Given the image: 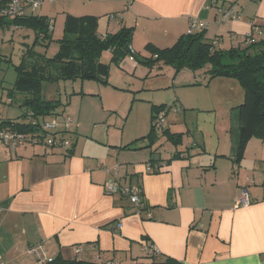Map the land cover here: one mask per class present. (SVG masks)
<instances>
[{"label":"crops","instance_id":"0c3cea01","mask_svg":"<svg viewBox=\"0 0 264 264\" xmlns=\"http://www.w3.org/2000/svg\"><path fill=\"white\" fill-rule=\"evenodd\" d=\"M223 1L218 0L219 5L236 6L241 18L224 20L213 0L51 3L55 12L60 9L66 17H97L101 35L133 27V48L150 57L148 44L171 46L188 32L194 18L205 20L207 35L224 47L240 44L253 24L264 25V0ZM113 13L122 17L110 19ZM121 66L143 84L137 97L151 103L150 107L173 102L168 115L174 119L167 121L168 128L183 132L182 143L176 146L165 137L149 142L141 138L148 134L145 131L124 142L111 138L110 128L107 139H102L95 132L97 125L86 138L82 136L89 128L83 131V125L75 130L71 125L55 129L69 149L26 142L12 151L0 142V264H39L38 257L28 253L31 247H38L43 258L62 254L135 264L147 260V243L182 264H264V141L252 137L244 157L237 161L241 136L237 106L244 98L242 89L226 78L192 85L200 73L190 70L175 72L174 79L163 86L155 79L173 68L170 65L141 66L128 57ZM180 73H184L182 84H177L175 77ZM221 85L230 88L219 90ZM161 88L172 91L168 98L154 96ZM190 89L200 90L187 94L185 90ZM194 110L212 112L206 114L210 123L189 118L186 111ZM74 131L80 134L76 139L66 137V132ZM208 136L214 137L212 145ZM137 139L139 149L124 148ZM168 142L173 150L164 155L161 149ZM176 151L182 157L169 161ZM148 166L156 172L150 173ZM110 178L139 187L142 206L126 195L108 194ZM243 188L249 192V204L237 207Z\"/></svg>","mask_w":264,"mask_h":264},{"label":"trees","instance_id":"16d2710c","mask_svg":"<svg viewBox=\"0 0 264 264\" xmlns=\"http://www.w3.org/2000/svg\"><path fill=\"white\" fill-rule=\"evenodd\" d=\"M2 6L1 3L0 7ZM213 7L226 8L224 3L219 5L218 0H213ZM36 10L29 8L23 15L14 17L0 15V30L18 27L34 33L33 44L25 49L20 63L14 65L16 72L14 83L6 88L2 86L4 78L0 80V88L7 89L10 97L16 94L23 97L21 103L23 112L17 119L2 120L0 128L12 126L20 130L33 131L35 128L32 121L39 122L47 115L60 114L59 107L62 100L45 98L44 83L76 79H95L109 83L111 64L121 66L126 58L131 57L136 62L151 67L158 63L170 65L176 73L183 70L200 73V77L192 85H208L216 78L237 81L244 97L237 106L241 112V136L237 161L244 157L247 144L252 137L264 141V33L260 35L256 32L257 28L264 30V25L253 24L252 31L243 35L240 44L229 47L217 45L215 38L207 35L206 29L184 33L171 46L162 48L148 44L146 49L151 52V56L146 57L132 46L133 27L122 26L117 31L101 35L97 30V17L67 15L64 33L57 39L59 48L54 55L48 56L45 52L38 51L36 47L38 44L45 47L51 45L54 41V26L51 18L46 15H36ZM105 52H109L110 62L102 61ZM225 59L229 61L225 62ZM74 94L79 92L70 93V95ZM171 107L172 105L166 104L152 105L151 127L148 134L141 137L142 139L153 142L165 137L176 146L182 143L183 132H172L168 128L166 116ZM159 114H163L165 118L162 131L156 128ZM20 117H24L25 120H18ZM138 141L139 139L125 145L124 148L139 149ZM180 157L182 152L176 151L169 161ZM149 172L154 173L156 170ZM147 246L152 247L153 244L147 243ZM76 252H80V249L77 248ZM144 258L147 260L135 264H182L177 258L161 253L147 252ZM42 264L126 263H117L101 257L99 260L72 259L59 254Z\"/></svg>","mask_w":264,"mask_h":264},{"label":"rangeland","instance_id":"374dc122","mask_svg":"<svg viewBox=\"0 0 264 264\" xmlns=\"http://www.w3.org/2000/svg\"><path fill=\"white\" fill-rule=\"evenodd\" d=\"M51 2L53 1H45V3L35 11L36 15L48 14L53 20L55 19V23H53L54 41L49 47L39 44L36 47L38 51L45 52L48 56L54 55L59 48L57 39L64 33L66 18V14H64L62 10L58 9L57 12H55L56 8L53 7L54 3L52 4ZM33 41V31L26 28L12 27L10 29L0 30V80L4 78L2 86L8 88L14 83L16 79L14 65L20 63L25 49L32 45ZM226 45H228V43H226ZM102 61L110 62L109 52L104 53ZM228 61L229 59H225V62ZM129 73L130 72L122 66L111 64L109 83H103L95 79L60 80L58 82L44 83L43 96L47 99H61L62 102L59 107L60 114L47 115L44 119L41 118L39 120L40 123L53 120L64 122L67 117H70L68 124L71 125V130H75L78 125H83L80 127L83 131L89 128L87 132L83 133V138H86V135H89L88 131H92L97 125L98 127L96 126L97 129L95 132L100 135L99 137L102 139H107V133H109L107 131L110 128L109 136L114 139H123L122 141L124 142L129 141V139H132L139 132L145 131L148 133L151 127V103L140 100L137 97L139 93H141L139 87H142L143 84L133 79ZM174 74L175 70L169 68L166 74L155 79V82L159 83V85L166 86L174 79ZM182 74L184 73H180L175 77L177 84H182ZM230 80L238 84L237 81L233 79ZM4 87L3 89L0 88V122L4 119H17L23 112V107L21 106L23 97L20 94L10 97L7 94L8 90L4 89ZM226 88L230 87L221 85L219 90H226ZM197 90L190 89L185 90V92L190 94ZM201 90L207 92L208 89L203 87ZM73 91H78L79 94L70 95ZM171 92L172 91L168 92V88H161L154 91V96L158 99L168 98ZM64 105L66 106L64 107ZM170 105H173V102ZM186 114L195 122H203L204 118L209 122L211 117L206 114L211 115L212 112L203 113L194 110L186 111ZM166 117L169 122L174 119L173 114H169ZM18 120L24 121L25 118L20 117ZM194 130L196 132V126ZM65 135L69 139H72L73 136L71 135H74L76 139L77 135L80 134L74 131L66 132ZM213 138L212 136H208L211 145ZM87 143L91 150L97 148L90 140L87 141ZM85 144L86 140L83 141L81 147L83 148ZM172 150L173 146L170 142L164 143L161 149L164 155Z\"/></svg>","mask_w":264,"mask_h":264},{"label":"built area","instance_id":"2783aa9c","mask_svg":"<svg viewBox=\"0 0 264 264\" xmlns=\"http://www.w3.org/2000/svg\"><path fill=\"white\" fill-rule=\"evenodd\" d=\"M45 1H53V0H0V4L2 3V7L0 8L1 16H19L23 15L27 9L36 10L40 6L43 5ZM218 12L221 14L224 20L237 19L241 18L236 6H229L226 8L219 7L217 8ZM109 17L111 19H116L117 17H122L121 13H113L110 14ZM208 28V23L200 18H194L191 20L189 29L187 33H194L203 29ZM252 31V30H251ZM256 32L258 34H263L264 30L262 28H257ZM250 33V32H249ZM248 33V34H249ZM70 121V117H67L64 122H59L56 120L53 121H43L42 123L32 121L34 130H20L17 128H13L12 126L0 128V142H2L6 147L10 150H17L22 144L26 142L38 143L44 145L47 148L54 147L57 144L62 145L64 148H68L67 142H61L59 138L56 136L55 129L57 130L61 126H70L68 122ZM165 118L163 114H159L156 119V128L159 131H162V128L165 126ZM151 166L147 167V170H151ZM106 190L108 194H123L126 195L133 204L138 207L142 206V190L139 187L130 186V185H121L117 179L110 178L107 182ZM249 204V192L247 188H243L242 192L237 199L236 206H246ZM146 252L159 253V250L155 246L148 247L145 246ZM28 253L34 254L38 257V263L42 264L46 260H51V258H43L40 253L38 247H31L28 249ZM99 260V259H98Z\"/></svg>","mask_w":264,"mask_h":264}]
</instances>
